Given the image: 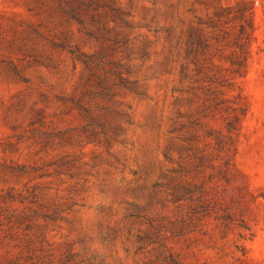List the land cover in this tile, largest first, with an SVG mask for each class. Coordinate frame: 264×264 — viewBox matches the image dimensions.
<instances>
[{"label":"rangeland","instance_id":"374dc122","mask_svg":"<svg viewBox=\"0 0 264 264\" xmlns=\"http://www.w3.org/2000/svg\"><path fill=\"white\" fill-rule=\"evenodd\" d=\"M0 264H264V0H0Z\"/></svg>","mask_w":264,"mask_h":264}]
</instances>
